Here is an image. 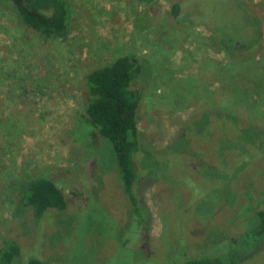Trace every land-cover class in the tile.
Returning <instances> with one entry per match:
<instances>
[{
	"label": "rangeland",
	"instance_id": "obj_1",
	"mask_svg": "<svg viewBox=\"0 0 264 264\" xmlns=\"http://www.w3.org/2000/svg\"><path fill=\"white\" fill-rule=\"evenodd\" d=\"M70 1L69 34L54 40L23 26L13 12L0 11V245L8 235L26 248L36 244L30 257L39 254L45 264H171L181 254L202 251L227 256V264H264V239L242 234L233 248L228 240L254 222L263 206L264 154L252 152L231 189H226L213 179L220 169H199L215 161L209 148L193 146L191 166L184 155L171 165L173 170L162 173L171 182L138 181V197L148 210L141 228L138 213L143 212L128 213L130 204L119 177L105 169L99 172L95 153L99 147L93 145L81 117V86L87 72L135 53L149 55L158 67L138 111L143 146L165 147L182 134L184 123L197 110L224 102L238 112L243 129H264V69L259 77L217 75V66L226 58L216 47L201 43L211 36L210 28L175 30L169 12L181 0ZM198 1L184 0L186 7ZM244 1L260 18L263 32L249 67L264 68V0ZM201 8L203 21H209L210 12L204 4ZM213 9L233 13V19L239 18L235 22L242 23L243 14L236 8ZM242 24L236 25L237 38L259 40L257 32L251 28L246 33ZM145 38L152 45H145ZM155 40L161 46H155ZM233 133L236 137L237 131ZM100 155L104 162L111 160L108 148ZM236 156L231 158L239 162ZM37 177L54 180L68 206L64 211L50 210L40 223H34L29 213L23 228L11 213L19 200L20 182Z\"/></svg>",
	"mask_w": 264,
	"mask_h": 264
},
{
	"label": "trees",
	"instance_id": "obj_2",
	"mask_svg": "<svg viewBox=\"0 0 264 264\" xmlns=\"http://www.w3.org/2000/svg\"><path fill=\"white\" fill-rule=\"evenodd\" d=\"M135 1L152 3L155 0ZM185 3L181 0L173 4L170 9L169 14L173 17L174 27L192 30L197 25H202L210 28L208 29L211 36L207 41L201 39V43L216 47L225 54L226 58L224 64L219 63L217 66V75L222 78L239 74L248 77L259 73L257 77L260 76V71L264 68L261 66L250 68L249 62L256 58V53L261 47L262 25L260 18L244 0H199L191 7H186ZM201 3L210 12L206 16L210 18L209 21H203L205 18L201 17ZM216 6L238 9L243 14L242 23L246 21L248 25L236 23L234 19L239 18L233 19V13L227 11L223 14L216 13L217 11L213 9ZM5 10L13 12L23 26L46 40L61 39L69 34L73 15L70 0H0V11ZM241 24L246 29V33H249L251 28L257 32L259 40L254 41L249 38L245 41L237 38L236 25ZM145 41V45L151 44L150 39L145 38ZM155 42V46H161L156 40ZM157 61L160 62L161 59L157 57ZM204 61L206 64V59H203ZM157 70L156 60L152 61L149 55L140 57L135 53H126L89 70L83 77L81 86L84 100V112L81 117L83 123L90 129L93 145L99 147L95 151L97 168L100 173L105 169L119 177V183L130 204L128 213L133 209H136L137 213L143 212L138 213L141 228L148 220V210L138 197L136 191L138 181L144 178L151 181L171 182L172 179L162 173L171 170V165L184 155H188L187 166H191L195 153L193 146L206 145L209 148L215 161L208 165L206 163L200 165L199 169L205 167L220 169L218 178L216 176L213 179L220 187L226 189H231V181L236 179V174L247 166V160L252 157V152L264 154V129L260 126H257V129L251 127L243 129L241 122L243 120L238 112L226 106V102L218 103L204 111L197 110L184 123L182 134L165 147L151 149L143 146L138 128V111L143 95L146 89L150 88ZM231 72L233 76L229 75ZM10 76L12 77L13 74ZM257 86L261 87V84L258 82ZM224 87L229 91L226 85ZM234 130L237 131L236 137ZM192 137L193 141H191ZM228 142L232 143L229 145ZM213 144H215L214 149L211 148ZM107 148L112 156L111 160L104 162L100 154ZM233 154L240 157L239 162L231 158ZM155 172L158 175L154 176ZM177 184L179 183L173 185L183 189ZM20 186L19 200L14 206L11 217L18 224H22L23 228L28 224L25 219L29 213L34 223H40L50 210L64 211L68 206L65 193L52 179L37 177L20 182ZM261 204L263 206L261 205L256 211L254 222L243 226L241 233L228 239L231 248L240 244L242 234L253 240L264 239L262 199ZM26 247L12 235L6 236L0 245V264H45L39 254L36 255L37 257H30V251L35 249L36 244L33 247ZM182 247V251L186 250V247ZM228 260L227 256L212 255L208 251H202L200 254L187 257L181 254L171 264H227Z\"/></svg>",
	"mask_w": 264,
	"mask_h": 264
}]
</instances>
